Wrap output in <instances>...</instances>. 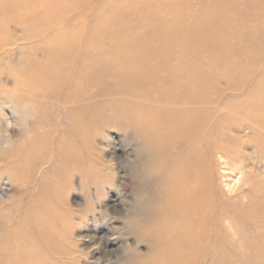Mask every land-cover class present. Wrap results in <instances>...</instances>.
<instances>
[{
	"label": "bare ground",
	"instance_id": "1",
	"mask_svg": "<svg viewBox=\"0 0 264 264\" xmlns=\"http://www.w3.org/2000/svg\"><path fill=\"white\" fill-rule=\"evenodd\" d=\"M14 1L2 0L1 11L9 16L4 27L20 24L11 16L15 9L23 13L26 8L30 15L47 4ZM125 9L122 24L139 32L124 33L122 27L128 25L118 31L106 28L94 45L96 60L73 63L76 38L69 43L62 34L47 52L46 67L36 66L32 78L20 75L27 69L7 70L8 84L19 87L17 93L42 111L58 100L68 105L53 118L34 113L36 123L45 118V124L58 127L50 160L55 162L53 175L66 184L57 199L65 197L76 174L99 193L113 183L114 173L101 160L93 133L114 127L133 148L138 174L149 184L135 224H145L139 233L144 242L154 236L152 256L140 264H264V256L259 257L264 252V209L257 203H234V196L219 189L213 172L222 160L241 174L231 152L243 141L223 135L233 130L249 131L246 138L260 137L258 149L264 155V0H150ZM0 43V54L7 56L17 41ZM75 71L71 82L68 75ZM92 77L115 84L99 90ZM244 81H252V87L244 90ZM100 95L108 97L107 103L96 101ZM1 120L10 123L5 114ZM255 188L262 191V185ZM47 201L37 206L39 219L30 227L35 232L27 228L17 236L15 249L27 257L13 255L10 262L49 264L50 256L74 254L70 243L69 249L62 248L67 246L63 233L71 232L54 217L59 209Z\"/></svg>",
	"mask_w": 264,
	"mask_h": 264
},
{
	"label": "rangeland",
	"instance_id": "2",
	"mask_svg": "<svg viewBox=\"0 0 264 264\" xmlns=\"http://www.w3.org/2000/svg\"><path fill=\"white\" fill-rule=\"evenodd\" d=\"M15 1L25 6L28 2L35 5L40 0ZM44 1L47 3L46 6L30 15H27L26 8H23L25 10L23 13L15 9L11 16L20 24L15 27H4L3 22L9 16L5 15L7 10L1 11L2 0H0V42L15 39L17 41L16 45L10 47L7 56L5 51L0 54V141L7 140L13 145L7 152H0V247H2L0 264L31 263L28 260L25 263L19 262L17 259L10 262L8 259L13 255L27 257L21 249L20 251L15 249V242L22 233L26 232L27 228L34 231L33 228L30 229L31 222L39 219L37 206L44 199H48L47 202H51V206L59 209V215L54 217L61 220L63 227L71 232L63 233L62 244L65 241L67 246H62V248L69 249L70 243L72 253H74L69 256H50L49 264H140L151 258L149 245L154 236H149V239H145L144 242L139 236L145 224L137 222L135 224L136 218L141 213V201L146 199L149 184L138 174L131 145L114 127L106 126L97 133H93L94 146L100 151L101 158H103L101 160L114 173L113 183L110 186L106 185L105 190L99 193L94 190V187L84 182L81 175L76 174L67 183L65 197L61 196L57 199L66 184L64 183L66 181L62 183V180L53 175L52 169H54L55 162L50 160L54 156L51 150L58 140V127L45 124L43 122L45 118L39 119L38 117L37 122L39 120L40 123L35 122L34 113L36 116L39 115V112L43 110L40 109L42 107L28 102L30 100L25 98L24 93H19V87L8 84L10 77L7 70L10 68L19 72L27 69V73L24 70L20 75L32 78L33 75L30 73L36 66L37 68L46 67L47 52L57 45L62 34L67 36L64 37V41L68 40L69 43L76 38V42L74 41L76 53L72 56L73 63L80 64L91 60L93 56L96 60L94 51L97 53L98 51L94 45L101 32L103 33L106 28L114 31L125 28L124 33L139 32L131 24H122L124 20L122 11L124 12L129 5L139 4L140 6V2L143 5L144 2L150 0ZM157 1L164 2L165 0ZM76 6L77 9H74ZM114 8L117 9L116 13ZM21 23H23L22 26ZM127 25L129 27H122ZM47 26L51 29L44 34L43 31L41 33L40 28ZM21 38L29 40L21 41ZM103 49L105 48H102V51ZM261 63L264 66V62ZM77 73L78 71H75L68 75V78L70 80L76 78ZM90 80L93 85L96 84L99 87V90L115 84L113 80L104 81L102 78L92 77ZM242 83L243 89L247 90L252 81ZM219 86L224 87V82H220ZM13 93H16L17 97L11 99L10 96ZM107 98L100 95L96 101L107 103ZM80 103H83V99ZM65 107L68 105L58 100L46 106L44 108L46 111L41 113L53 118L54 112L62 115ZM4 114L14 125L10 137L6 135L7 126L1 122V116ZM223 135L226 138H238L243 141L231 152L232 159L234 158L233 160L241 167V174L234 173L232 166H225L220 160V165L215 164L213 167L214 177L218 176L216 183L219 189L228 196H234V203H241L242 206L257 203L264 209V155L259 153L258 149L260 137L247 136L246 138L249 131L245 130L244 134H238L233 130L230 134ZM224 136H219L220 140L223 141ZM46 159L47 162H45ZM237 179L239 180L238 186L234 184ZM86 184L89 185L87 189ZM227 185L230 186V191L235 185L232 192L226 190ZM256 185H262L261 192L258 190L260 187L255 188ZM228 206L231 207V204ZM32 212L36 213V216ZM263 256L264 252L259 253V257ZM222 259L225 260V255Z\"/></svg>",
	"mask_w": 264,
	"mask_h": 264
},
{
	"label": "clouds",
	"instance_id": "3",
	"mask_svg": "<svg viewBox=\"0 0 264 264\" xmlns=\"http://www.w3.org/2000/svg\"><path fill=\"white\" fill-rule=\"evenodd\" d=\"M14 127L13 124L9 123L7 125V133L6 135L8 137L11 136V130L12 128ZM13 147L12 144H10L7 140H3V141H0V152H7L9 149H11ZM7 202V201H6Z\"/></svg>",
	"mask_w": 264,
	"mask_h": 264
}]
</instances>
